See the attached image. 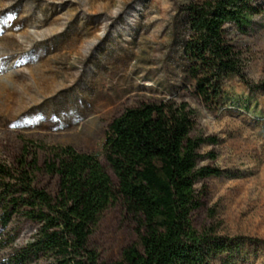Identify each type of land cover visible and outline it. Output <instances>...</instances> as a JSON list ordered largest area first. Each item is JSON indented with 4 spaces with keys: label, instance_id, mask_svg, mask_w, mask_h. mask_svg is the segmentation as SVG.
Instances as JSON below:
<instances>
[{
    "label": "rangeland",
    "instance_id": "obj_1",
    "mask_svg": "<svg viewBox=\"0 0 264 264\" xmlns=\"http://www.w3.org/2000/svg\"><path fill=\"white\" fill-rule=\"evenodd\" d=\"M194 1L0 0V160L13 163L27 141L41 162L51 147L72 145L108 168L104 143L114 116L139 101H187L196 112L193 134L217 139L200 148V165L221 173L197 183L202 205L193 225L231 247L212 264H264V0H252L262 13L248 32L227 26L246 78L225 79L209 104L194 94L183 55V7ZM38 181L55 186L47 175ZM36 229L21 217L0 226V261ZM134 238L117 202L91 245L100 262H112Z\"/></svg>",
    "mask_w": 264,
    "mask_h": 264
},
{
    "label": "trees",
    "instance_id": "obj_2",
    "mask_svg": "<svg viewBox=\"0 0 264 264\" xmlns=\"http://www.w3.org/2000/svg\"><path fill=\"white\" fill-rule=\"evenodd\" d=\"M183 11L187 78L202 103H213L225 79L246 78L242 52L227 26L246 33L262 10L252 0H200ZM195 114L187 101H139L124 108L106 129L108 168L72 145L51 147L41 162L27 141L13 163L0 160V226L8 228L15 217L37 225L26 244L0 264H212L221 259L231 251L227 239L210 228L199 231L192 221L202 205L197 183L221 174L200 165V148L217 139L193 134ZM40 175L54 178V188L41 185ZM117 202L134 224L135 238L117 260L100 262L91 236ZM5 246L0 234V250Z\"/></svg>",
    "mask_w": 264,
    "mask_h": 264
}]
</instances>
